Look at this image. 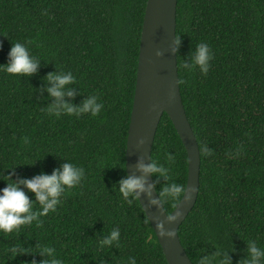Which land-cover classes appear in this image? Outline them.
Segmentation results:
<instances>
[{"label": "trees", "instance_id": "obj_1", "mask_svg": "<svg viewBox=\"0 0 264 264\" xmlns=\"http://www.w3.org/2000/svg\"><path fill=\"white\" fill-rule=\"evenodd\" d=\"M146 4L0 0V65L16 42L40 61L29 77L0 70V189L4 177L50 175L65 162L85 170L81 184L66 189L62 204L40 217L39 226L33 221L0 231V264H39L45 246L64 264H168L139 200L128 205L115 186L127 175ZM176 39L180 91L201 157L198 199L178 234L193 264L218 251L243 264L248 241L264 248V0H178ZM199 43L212 54L207 75L182 68L191 66ZM61 71L76 79L65 102L79 106L95 95L103 104L98 116L47 113L54 98L45 90L46 77ZM165 152L174 163L165 162ZM151 158L170 168L169 182L186 189L187 152L166 113ZM153 180L157 192L166 183ZM184 192L163 205L168 215ZM27 195L38 211L34 194ZM113 228L119 240L101 248L98 242ZM17 244L29 253L12 257L7 248Z\"/></svg>", "mask_w": 264, "mask_h": 264}, {"label": "clouds", "instance_id": "obj_2", "mask_svg": "<svg viewBox=\"0 0 264 264\" xmlns=\"http://www.w3.org/2000/svg\"><path fill=\"white\" fill-rule=\"evenodd\" d=\"M30 43V42H29ZM174 44L179 46V40L175 38ZM192 57L191 66L183 63L182 68L191 70L198 67L202 75H207L210 68L212 54L207 43H199L195 47ZM160 51L155 52L157 58L161 57ZM40 61L30 54L28 47L24 43L16 42L11 44L8 53V62L0 65V70L7 74L29 77L37 72ZM47 83L50 85L45 90L48 95L54 98V102L47 106L46 111L49 115L59 118L62 114L75 115L79 118L82 114H89L92 117L98 116L103 108V104L98 102L95 95H90L79 106L67 103L64 97L73 95L67 86L76 82L72 72L50 73L46 77ZM143 139L137 140V147H142ZM202 152L211 156L212 151L207 146H202ZM164 159L167 164L175 162V156L165 152ZM14 174V168H11ZM136 171L139 175H125L123 179L117 181L115 185L122 199L128 204L139 200L143 195L148 198L149 208L155 207L163 210V205L169 201H175L178 195L185 191L182 185L170 181V168L165 164L159 163L157 160L150 158L145 164L142 160L137 162ZM85 176V170L73 163L65 162L59 169H54L50 175L41 173L30 179L19 178L15 181L9 177H4L7 182L6 186L0 189V231L11 233L13 230H19L22 225H30L33 221L39 226L42 222L40 217L46 216L49 212H56L57 207L62 204V196L66 189H72L79 186ZM153 177L155 180L163 179L166 181L163 187L158 190L157 198L153 199L152 191L155 188V182L149 184L147 177ZM4 181V180H3ZM26 190V191H25ZM27 193L34 194L35 201L38 202L40 208L38 211L33 210V202L29 200ZM176 215H167V223H172L179 217ZM155 229L161 238L171 239L176 235L175 231L164 229V224L157 222ZM120 232L118 228H113L111 232L105 235L99 242L101 248L112 246L114 242L119 240ZM248 259L243 264H262L264 261V248L258 247L255 241H248L247 245ZM7 252L15 257L17 254H28V249H24L19 244L14 247L7 248ZM39 253L45 259H41L39 264H64L62 259L55 255L53 247L45 246L39 249ZM31 264H37L35 260ZM134 264V262H133ZM198 264H231L226 254L217 252L214 257L204 256L198 261Z\"/></svg>", "mask_w": 264, "mask_h": 264}, {"label": "water", "instance_id": "obj_3", "mask_svg": "<svg viewBox=\"0 0 264 264\" xmlns=\"http://www.w3.org/2000/svg\"><path fill=\"white\" fill-rule=\"evenodd\" d=\"M178 0H147L141 31L139 60L133 108L126 145L127 175H139L137 162L150 161L154 140L161 119L166 113L180 136L188 157V180L184 195L170 215H180L172 223H167L168 215L163 207L159 210L149 208L148 198L141 195L139 202L157 236L168 264H193L182 246L178 231L193 210L200 189L201 157L198 141L189 122L184 107L177 66L176 38ZM160 51L157 58L155 52ZM143 139L142 147L137 140ZM153 184V177H147ZM156 187L151 198H157ZM164 224L165 231L173 230L171 239L161 238L155 224Z\"/></svg>", "mask_w": 264, "mask_h": 264}]
</instances>
